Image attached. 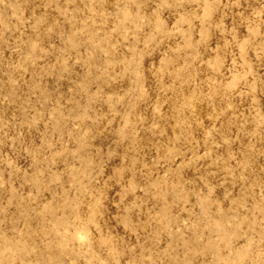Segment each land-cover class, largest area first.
Here are the masks:
<instances>
[{"label":"rangeland","instance_id":"rangeland-1","mask_svg":"<svg viewBox=\"0 0 264 264\" xmlns=\"http://www.w3.org/2000/svg\"><path fill=\"white\" fill-rule=\"evenodd\" d=\"M0 264H264V0H0Z\"/></svg>","mask_w":264,"mask_h":264}]
</instances>
